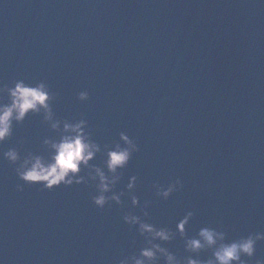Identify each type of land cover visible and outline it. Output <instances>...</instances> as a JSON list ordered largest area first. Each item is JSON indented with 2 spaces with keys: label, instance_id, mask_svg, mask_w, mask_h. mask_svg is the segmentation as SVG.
I'll list each match as a JSON object with an SVG mask.
<instances>
[{
  "label": "water",
  "instance_id": "95a60500",
  "mask_svg": "<svg viewBox=\"0 0 264 264\" xmlns=\"http://www.w3.org/2000/svg\"><path fill=\"white\" fill-rule=\"evenodd\" d=\"M16 79L44 80L54 118L83 116L102 147L122 131L139 145L114 191L136 175L140 206L125 195L99 208L91 181L48 190L19 180L3 151L46 154L43 139L59 135L30 112L0 144V264H118L143 246L122 217L142 215L145 200L143 218L173 230L193 211L189 236L264 232V0H0V82ZM177 177L182 188L156 196L154 183ZM165 246L189 255L178 233Z\"/></svg>",
  "mask_w": 264,
  "mask_h": 264
},
{
  "label": "clouds",
  "instance_id": "9594fccd",
  "mask_svg": "<svg viewBox=\"0 0 264 264\" xmlns=\"http://www.w3.org/2000/svg\"><path fill=\"white\" fill-rule=\"evenodd\" d=\"M3 93H7L6 102ZM56 95L44 80L34 84L24 79H16L12 85L0 82V144L13 135L14 126L22 124L30 112L39 114L42 111L44 121L59 134L58 138L43 139L46 154L29 151L22 156L16 147L3 151V158L15 165L19 180L24 184H39L41 188L48 190L61 185L71 186L91 181L96 188V194L91 199L99 208H104L109 201L121 205L125 195L130 197L132 206H140V199L134 192L136 175L128 177L125 185L127 191H114L121 179L120 170L127 166L133 153L139 151V145L122 131L118 141L102 147L87 130L88 121L83 116L78 120L54 118L51 102ZM88 96L87 91L78 93V98L82 101L87 100ZM100 152L106 157L103 167L90 163ZM82 169L88 170L86 176L80 174ZM24 184H17L16 189L23 191ZM153 187L156 189V196L167 199L174 191L182 188L183 184L177 177L166 186L154 183ZM149 204V201H144L142 215L132 211L123 214V221L136 228L144 238V243L138 252L124 256L118 264H160L161 261L163 264H250V258L256 253L257 241L264 240V232L249 233L228 240L225 231L210 226L200 227L195 235L189 236L186 226L194 215L193 211H187L176 222L175 230L157 226L143 218L150 215ZM177 233L184 241V250L189 253L182 258L165 246ZM202 250H210L211 255L207 259L199 258ZM254 264H264V258L255 259Z\"/></svg>",
  "mask_w": 264,
  "mask_h": 264
}]
</instances>
